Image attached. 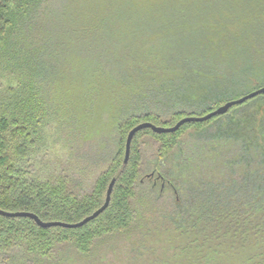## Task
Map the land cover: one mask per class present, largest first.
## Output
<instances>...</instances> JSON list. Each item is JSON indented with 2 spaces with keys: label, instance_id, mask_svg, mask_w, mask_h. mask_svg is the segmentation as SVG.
Returning a JSON list of instances; mask_svg holds the SVG:
<instances>
[{
  "label": "trees",
  "instance_id": "1",
  "mask_svg": "<svg viewBox=\"0 0 264 264\" xmlns=\"http://www.w3.org/2000/svg\"><path fill=\"white\" fill-rule=\"evenodd\" d=\"M261 85L264 0H0V210L76 224L117 179L80 229L0 216V264H264V95L140 131L123 169L139 124L175 127ZM49 126L69 172L107 163L91 192L35 171Z\"/></svg>",
  "mask_w": 264,
  "mask_h": 264
},
{
  "label": "rangeland",
  "instance_id": "2",
  "mask_svg": "<svg viewBox=\"0 0 264 264\" xmlns=\"http://www.w3.org/2000/svg\"><path fill=\"white\" fill-rule=\"evenodd\" d=\"M261 88H264V85L256 88L255 91H250V93L256 92V90H259ZM55 134L56 131L53 130L52 126H49L46 129V135L44 139L45 145H43L37 151L38 155L36 156V162L34 163L35 171L43 179H47L48 176H69L70 180H72L70 182L71 187L74 189L77 195H83L85 193L91 192L94 189L93 187L97 178L99 177L98 175L105 170L107 163L103 166L93 165L92 167H86L81 172L77 170L74 172H69L67 170L69 165L65 160L64 153H62V149L64 146L63 143L61 141L58 142V140L56 139L57 146H53V143L55 142ZM189 137L190 136H188L187 133V135L181 139V142L187 143L190 140ZM139 146L140 150H142L143 155L142 162L144 166H146L155 157L159 144L153 138L145 136V139H142L140 141ZM145 174V181H147L149 174ZM119 240L120 239H117L115 240V242H118ZM63 252L72 263L80 260L77 256V252L74 249H63Z\"/></svg>",
  "mask_w": 264,
  "mask_h": 264
},
{
  "label": "water",
  "instance_id": "3",
  "mask_svg": "<svg viewBox=\"0 0 264 264\" xmlns=\"http://www.w3.org/2000/svg\"><path fill=\"white\" fill-rule=\"evenodd\" d=\"M260 95H264V88H261L259 90H256V92L250 93L248 95H245L244 97H242L241 99L238 100H233L230 101L224 105H222L220 108L211 111L210 114L206 115V116H198V117H186L185 119L179 121L178 123L175 124V127H160V126H156L154 124H150V123H141L139 124L136 128H134L133 130H131L128 133L127 136V142H126V146H125V158H124V166L123 169L125 167H127V165L129 164V158H130V154H131V145L133 140L135 139L134 137L143 130H152L155 134L157 135H163V134H175V132L179 131L183 126H185L187 123H201V122H207L210 121V119L214 118V117H218V116H222L225 115L229 112V110H231L234 106H239V105H243L245 104V102L255 99L257 96ZM117 182V179H113L111 181V183L109 184V188L107 190V195H106V202L105 204L99 208L98 210H96V212L89 216L86 217L83 221L76 223V224H67V223H63V222H49V223H44L40 220V218L35 215V214H31L28 212H24V213H19V212H13V213H8L5 212L3 210H0V216L9 218V219H13V218H29L31 220H33L35 222L36 225H39L41 228L43 229H49V228H54V227H58V228H64V229H80L83 228L85 225L89 224L92 221H95L99 216H101L103 213L106 212L107 208L109 207L112 199V193L114 191V186Z\"/></svg>",
  "mask_w": 264,
  "mask_h": 264
},
{
  "label": "bare ground",
  "instance_id": "4",
  "mask_svg": "<svg viewBox=\"0 0 264 264\" xmlns=\"http://www.w3.org/2000/svg\"><path fill=\"white\" fill-rule=\"evenodd\" d=\"M234 100V99H233ZM44 137V136H43ZM165 228V227H164ZM94 229V228H93ZM159 230V229H158ZM150 236V235H149ZM202 243V242H201Z\"/></svg>",
  "mask_w": 264,
  "mask_h": 264
}]
</instances>
